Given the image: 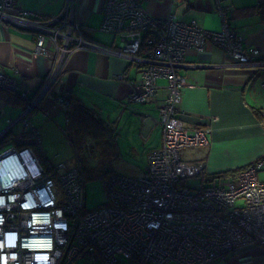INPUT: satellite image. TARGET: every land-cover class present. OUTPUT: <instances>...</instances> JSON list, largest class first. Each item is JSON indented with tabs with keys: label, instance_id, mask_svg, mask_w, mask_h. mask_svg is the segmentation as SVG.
Segmentation results:
<instances>
[{
	"label": "built area",
	"instance_id": "obj_1",
	"mask_svg": "<svg viewBox=\"0 0 264 264\" xmlns=\"http://www.w3.org/2000/svg\"><path fill=\"white\" fill-rule=\"evenodd\" d=\"M103 21L99 31L120 39L109 47L85 38L92 28L79 20L81 0H64L52 17L17 7L16 0H0V24L31 31L36 53L51 57L52 72L38 95L0 72V90L23 99L20 118L32 130L38 149L40 135L28 114L56 79L64 61L82 49L107 50L115 58L139 64L141 92L131 100L146 103L166 80L167 95L160 107V149L148 156L140 177L113 172L105 180L108 202L86 207V182L78 164L46 166L34 147H13L0 154V264H209L225 260L247 246L264 249V156L228 174L219 183L191 186L190 179L205 171L202 163L182 157L186 150L210 144L207 129L191 130L180 116L187 79L178 69L191 50L202 52L214 44L241 66H264L257 48L226 19L220 31H208L175 14L158 19L147 13L144 0H100ZM49 44L53 46L50 48ZM111 56V57H112ZM124 77V76H123ZM264 89V82L262 83ZM65 108L64 97L58 99Z\"/></svg>",
	"mask_w": 264,
	"mask_h": 264
},
{
	"label": "crops",
	"instance_id": "obj_2",
	"mask_svg": "<svg viewBox=\"0 0 264 264\" xmlns=\"http://www.w3.org/2000/svg\"><path fill=\"white\" fill-rule=\"evenodd\" d=\"M16 1L19 9L43 17L56 15L64 5V0ZM220 3L226 10L228 24L242 37L243 44L257 48L264 58V0H220ZM143 6L156 18L173 13L179 20L196 22L208 31H220L223 26L216 0H144ZM101 9L100 0H81L79 20L93 29L85 32L93 41L117 47L116 37L96 34L101 24L96 28L93 20L101 16L102 23ZM52 65L51 57L36 53L31 31L0 24V72L35 95L46 85ZM178 71L187 79L180 116L191 130L207 129L210 141L205 148L184 151V160L202 163L204 176L211 177L236 172L264 156V66H241L223 49L209 44L202 52L189 51ZM120 74H124V79H117ZM141 79L140 66L135 62L97 51L74 52L53 87L28 114L30 124L40 135V149L35 147L38 145L32 130L20 118L23 110L20 94L0 90V150L6 146H31L44 163L55 166L44 149L65 143L71 146L66 128L68 102L74 96L98 111L116 130L117 146H132L137 153L138 146H144L148 160L149 154L162 145L159 117L167 90L166 80L160 79V88L148 102L132 101V94L142 91ZM61 97L66 99L67 108L58 102ZM116 161L113 172L129 175L115 170ZM147 169L148 161L144 171L129 176H143ZM220 262L264 264V249L247 246L225 260L209 264Z\"/></svg>",
	"mask_w": 264,
	"mask_h": 264
},
{
	"label": "trees",
	"instance_id": "obj_3",
	"mask_svg": "<svg viewBox=\"0 0 264 264\" xmlns=\"http://www.w3.org/2000/svg\"><path fill=\"white\" fill-rule=\"evenodd\" d=\"M68 103L66 133L85 182H104L105 178L113 173V163L120 155L116 144V130L98 111L85 105L78 97L72 96ZM45 163L44 165L48 166ZM230 173L216 174L209 178L203 173L199 177V187L215 183L217 178L222 179Z\"/></svg>",
	"mask_w": 264,
	"mask_h": 264
},
{
	"label": "rangeland",
	"instance_id": "obj_4",
	"mask_svg": "<svg viewBox=\"0 0 264 264\" xmlns=\"http://www.w3.org/2000/svg\"><path fill=\"white\" fill-rule=\"evenodd\" d=\"M101 16L94 18L95 27L99 28ZM93 25V24H92ZM96 34L98 37L106 36L104 33L96 29ZM116 46L120 45V39H115ZM140 148L139 153L133 152L132 146H118L121 156L116 161L114 168L116 171L126 173L129 175H135L141 171H144L147 165V156L145 153L144 146H138ZM13 148V146H6L4 149L0 150V154L5 151ZM44 151L46 152L49 161L53 165H58L65 163L70 166L77 164V159L74 157V152L71 146H67L65 143L64 146L54 145L45 147ZM226 177V176H224ZM209 178V177H207ZM259 180L264 182V171L259 172ZM220 179H216V183H219ZM199 178L190 179L187 181L192 187H199ZM108 202V196L104 182L101 180L90 181L86 184V207L87 209H98L105 205ZM222 263V262H220ZM73 264H85V260H77ZM222 264H226L225 262Z\"/></svg>",
	"mask_w": 264,
	"mask_h": 264
},
{
	"label": "bare ground",
	"instance_id": "obj_5",
	"mask_svg": "<svg viewBox=\"0 0 264 264\" xmlns=\"http://www.w3.org/2000/svg\"><path fill=\"white\" fill-rule=\"evenodd\" d=\"M101 11H102V9H101ZM148 13V12H147ZM149 14V13H148ZM151 15V14H150ZM152 16V15H151ZM153 17V16H152ZM154 18H156V17H154ZM166 18H168V16L167 17H164V18H158V19H166ZM85 38H87V39H89V40H91V38H89L86 34H85ZM82 50H84V51H97V52H99V53H102V54H107V55H110V56H112L107 50H105V49H102V48H99V47H96V49H82ZM78 51H81V50H78ZM112 57H115V56H112ZM67 60H65L64 61V63H63V65L57 70V72H56V79H58L60 76H61V74L63 73V71H64V69H65V67H66V64H67ZM52 72V68H51V70H50V73ZM124 74H120L119 76H117V79L118 80H122V79H124ZM47 83V82H46ZM53 85H54V83H52V84H50V86H49V91H50V89L53 87ZM40 92H38L36 95H38ZM48 92H46V93H44L43 95H42V98H41V100L44 98V96L47 94ZM40 100V101H41ZM23 103H24V101H23ZM37 156V161L40 163V164H43L44 165V163H43V159L41 158V157H39L38 156V154H36ZM76 165V164H75ZM75 165L74 166H70L69 168H74L75 167Z\"/></svg>",
	"mask_w": 264,
	"mask_h": 264
}]
</instances>
